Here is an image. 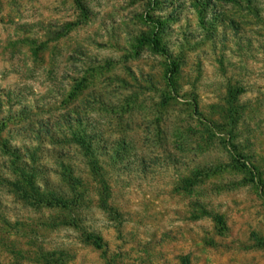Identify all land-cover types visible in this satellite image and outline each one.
<instances>
[{"label":"rangeland","instance_id":"obj_1","mask_svg":"<svg viewBox=\"0 0 264 264\" xmlns=\"http://www.w3.org/2000/svg\"><path fill=\"white\" fill-rule=\"evenodd\" d=\"M253 1L0 0V264H264Z\"/></svg>","mask_w":264,"mask_h":264},{"label":"trees","instance_id":"obj_2","mask_svg":"<svg viewBox=\"0 0 264 264\" xmlns=\"http://www.w3.org/2000/svg\"><path fill=\"white\" fill-rule=\"evenodd\" d=\"M246 2L248 3V9H249L250 13H254V8H252V6L255 7V2H254L253 0H246ZM199 15H202L201 12H199ZM204 22H205L204 20L201 21V25H202V26L205 25ZM230 24H231V26L233 27L234 31H238V25L235 23V20H234L233 18H232V20H230ZM152 45H153V48H154L156 51H159V48H158L157 42H155V39L152 40ZM159 53H160V52H159ZM194 106H196L195 108L197 109V105H194ZM235 114H236V113H234V115H235ZM229 118L232 119L233 117H232V116H229ZM229 118H228V120H229ZM229 121H230V120H229ZM230 122H231V121H230ZM231 123H235V121H234V122L232 121ZM217 124H219V125H217ZM213 125H214V126H217L218 128H223V127L225 126L224 123H221L219 120H215V119H214V121H213Z\"/></svg>","mask_w":264,"mask_h":264}]
</instances>
